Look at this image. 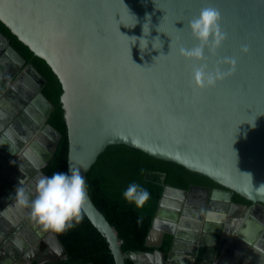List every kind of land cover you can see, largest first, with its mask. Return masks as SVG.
Segmentation results:
<instances>
[{
    "label": "water",
    "instance_id": "obj_1",
    "mask_svg": "<svg viewBox=\"0 0 264 264\" xmlns=\"http://www.w3.org/2000/svg\"><path fill=\"white\" fill-rule=\"evenodd\" d=\"M206 7L219 10L225 39L214 52L209 51L210 41L204 59L187 58L180 49L199 43L189 23ZM0 19L58 75L64 90L68 167L71 163L80 169L86 182L108 147L126 145L226 187L212 194L203 191L205 214L210 199L230 202L235 194L257 204L264 214V198L253 200L245 192L254 191L252 184L255 188L264 183V0H0ZM245 45L247 52L241 50ZM226 58L235 59L234 71L230 72L233 65ZM201 64H207L208 72L219 68L230 74L214 86L197 87L192 72ZM46 84L47 77L0 30V88L5 97H11L9 107L4 105L17 113L22 109L19 116L30 126L12 124L19 137L8 128L6 134L14 144L3 136L0 153L10 161L17 151L15 143H26L23 160L32 166L28 172L39 177L47 176L43 169L62 140L48 122L54 104L43 92ZM0 108V115L5 114ZM16 162L29 168L22 158ZM246 173H251L252 183ZM8 182H0V207H6L3 214L10 218L7 212L13 213L14 203L23 199L22 191L28 186ZM187 194L165 188L147 247L162 246L165 234L160 220L165 209L180 210L168 199ZM87 195L86 216L106 237L115 264H126L129 256L122 251L118 233L93 203L88 189ZM259 220L256 213L251 214L242 227L239 234L246 240L244 245L254 244L263 228ZM204 226L210 227L209 221ZM49 233L67 255L56 233ZM171 235L175 241L176 234ZM155 254L161 258V253ZM217 254L219 260L223 258L220 264L226 263L225 250ZM139 257L131 255L136 261ZM251 264H264V258Z\"/></svg>",
    "mask_w": 264,
    "mask_h": 264
},
{
    "label": "flooded vegetation",
    "instance_id": "obj_2",
    "mask_svg": "<svg viewBox=\"0 0 264 264\" xmlns=\"http://www.w3.org/2000/svg\"><path fill=\"white\" fill-rule=\"evenodd\" d=\"M1 88L0 107H4L5 114L0 115V147L4 146L1 141L3 136L8 137L6 134L8 128L15 133L14 136L19 137L17 129L12 124L15 127L21 124L25 126V129L30 128L19 116L22 109L18 113L14 109L11 111L7 109L9 107L7 101L8 99L11 100V97H7V95L5 97L1 92ZM20 98L22 97H19L18 101L22 104L23 102ZM4 104L8 107H5ZM27 117H30V115H27ZM2 126H6L4 130H2ZM10 141L14 144L13 138ZM15 146L17 147V151L10 161H6L5 157L0 153V159L4 161L3 164L0 162V182L4 180L6 182L10 181L13 184L15 181H19L20 184L24 183L28 186V189L25 188L22 191L23 199L20 202L14 203L15 206L13 205L12 207L13 213H11V210L7 212L10 218L3 214L6 207H0V239H3L0 242V264H68L70 256L65 245L62 243L67 251V255L56 246L50 236L49 230L45 229L29 215V203L35 198L36 185L40 177L38 173H34L33 175L29 173L28 170H31L32 166L26 159L23 160L26 143L23 144L20 141V143H15ZM18 158L19 160L22 158L24 164H29V168H24L21 165L22 163L16 162ZM177 189L186 191L188 194L184 197L172 196L168 199L172 206H176L180 210H170L174 212V217L172 216L171 220L169 219L163 227L165 234L163 243L167 235L172 237L169 251L165 257L164 253L159 250L160 248H154L156 250L152 254H154L153 257L157 259V262L153 264H160L158 256L155 253H161V264H173L172 255L176 252H183L185 254L183 260L188 259V264H220L223 259L222 256V259L219 260L217 254L220 249L225 250V255L228 257V260L224 264H233L232 262L235 264L260 263V260L264 258V256L262 258V255H264V241L260 239L264 236V214L259 210L257 204L238 201L236 200L237 194H235L233 200L230 202L221 199H210V208H206L205 214V208H201L204 205L203 191L207 189L212 194L215 190H225L226 187L192 184L188 189ZM31 190L33 193H31ZM198 205L201 206L198 207ZM236 205L253 208L246 210V208H240ZM183 211H188L186 212L187 216L183 214ZM254 213L260 216L258 222L263 228L254 239V244L247 243L244 245L246 240L241 239L239 232L248 223L249 216ZM207 221H209L210 227L205 228L204 225ZM170 232L176 234L177 239L175 241H173V236ZM230 252L232 255H230ZM139 255L137 264L148 257V255L144 254L143 256H141L142 254ZM189 257L191 258L189 259ZM140 264H144V262H140Z\"/></svg>",
    "mask_w": 264,
    "mask_h": 264
},
{
    "label": "trees",
    "instance_id": "obj_3",
    "mask_svg": "<svg viewBox=\"0 0 264 264\" xmlns=\"http://www.w3.org/2000/svg\"><path fill=\"white\" fill-rule=\"evenodd\" d=\"M0 29L12 38L13 44L28 58L29 62L35 64L47 77L43 92L54 104L49 122L62 134V140L44 172L47 176L54 172H67L69 138L65 111L61 103L63 85L50 63L37 55L1 19ZM133 182L140 184L150 193L149 200L140 208L127 202L122 196L123 191ZM192 184L225 188L208 177L181 165L156 159L126 145L108 147L92 166L86 182L91 200L114 227L122 241V251L129 256L125 260L126 264H137V261L131 258L133 254H152L156 250L147 247L146 242L165 188L170 186L188 189ZM236 200L253 203L240 194L236 195ZM56 235L69 251L68 264H115L106 237L86 215L76 227ZM171 240L172 237L167 235L163 246L159 249L165 257Z\"/></svg>",
    "mask_w": 264,
    "mask_h": 264
},
{
    "label": "clouds",
    "instance_id": "obj_4",
    "mask_svg": "<svg viewBox=\"0 0 264 264\" xmlns=\"http://www.w3.org/2000/svg\"><path fill=\"white\" fill-rule=\"evenodd\" d=\"M220 19L219 10L213 7L201 9L199 15L189 23L192 35L199 43L191 49L181 48V55L204 59V48L210 41L209 51L214 52L225 39V34L220 32ZM241 50L247 52L248 48L245 45ZM225 62L233 65L230 72L234 71L235 59L226 58ZM206 69L207 64H201L193 69L192 80L197 87L214 86L217 80L230 74L221 72L219 68L214 73ZM246 174L252 183L251 173ZM252 188L254 191L245 189L250 199L264 198V183L255 188L252 184ZM122 196L127 202L140 208L149 200L150 193L140 184L133 182L123 191ZM88 202L85 178L80 169L73 168L69 163L67 172H54L50 176H41L38 179L35 198L29 203V215L45 229L62 233L76 227L84 219Z\"/></svg>",
    "mask_w": 264,
    "mask_h": 264
},
{
    "label": "crops",
    "instance_id": "obj_5",
    "mask_svg": "<svg viewBox=\"0 0 264 264\" xmlns=\"http://www.w3.org/2000/svg\"><path fill=\"white\" fill-rule=\"evenodd\" d=\"M172 213L174 214V212H172V211H170L168 209H165V214L162 216V218L160 220V226L162 227V229H163L164 225L167 224V221H169V219L171 220V217L173 215ZM260 239H262L264 241V236H262ZM172 257H173V261H174L173 264H188L187 263L188 259L187 260H183V257H185V254L183 252L173 253ZM190 258L191 257H189V259ZM158 259H159V263L161 264L162 263V259L159 258V257H158ZM140 262L141 263L144 262V264H146L147 262H148V264H153L154 262H157V259H155V257L148 256L147 259L144 258L143 260L139 261V264H140ZM194 262H196V261H194Z\"/></svg>",
    "mask_w": 264,
    "mask_h": 264
}]
</instances>
